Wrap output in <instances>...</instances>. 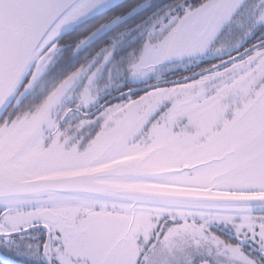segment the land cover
Returning a JSON list of instances; mask_svg holds the SVG:
<instances>
[{"label":"snow or ice","instance_id":"obj_1","mask_svg":"<svg viewBox=\"0 0 264 264\" xmlns=\"http://www.w3.org/2000/svg\"><path fill=\"white\" fill-rule=\"evenodd\" d=\"M0 264H264V0H0Z\"/></svg>","mask_w":264,"mask_h":264}]
</instances>
